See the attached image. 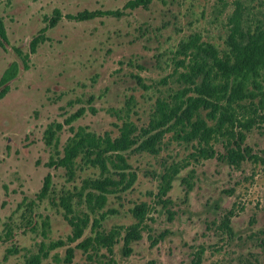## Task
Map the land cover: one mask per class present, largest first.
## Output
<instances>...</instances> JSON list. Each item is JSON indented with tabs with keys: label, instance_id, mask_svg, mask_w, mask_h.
<instances>
[{
	"label": "rangeland",
	"instance_id": "1",
	"mask_svg": "<svg viewBox=\"0 0 264 264\" xmlns=\"http://www.w3.org/2000/svg\"><path fill=\"white\" fill-rule=\"evenodd\" d=\"M126 1L0 0L8 41L6 49L0 47V78L11 62L18 65L0 99V264H66L68 248L74 251L70 264H187L200 247L201 264H264V122L244 131L243 143L261 159L236 167L221 158L226 137L214 141V158L198 159L195 143L181 141L174 130L162 134L158 154L132 146L123 153L127 165L108 164L106 171L95 155L76 157L71 176L63 167L48 165L54 155L44 136L49 125L64 123L57 133L60 150L73 134L70 128L115 138L119 126L129 122L135 136H142L157 101L183 104L193 96L185 94L188 86L181 77L191 63V53L181 52L183 42L196 36L199 43L223 51L235 1L264 16V0H152L147 8L132 10L123 9ZM56 9L60 17L50 27ZM82 11L119 14L67 18ZM36 36L41 42L30 52ZM80 109L82 115L65 124ZM173 162L186 166L159 199V175ZM122 173L121 183L103 194V204L98 191H93L95 199L86 200L84 180L108 176L118 181ZM47 174L50 191L41 198ZM140 203L148 211L141 238L128 255H122L119 239L110 255L101 247L74 248L95 231L134 223L130 210ZM230 209L234 215L227 233L220 223ZM87 217L82 237L69 242V219ZM57 241L63 245L48 251Z\"/></svg>",
	"mask_w": 264,
	"mask_h": 264
},
{
	"label": "trees",
	"instance_id": "2",
	"mask_svg": "<svg viewBox=\"0 0 264 264\" xmlns=\"http://www.w3.org/2000/svg\"><path fill=\"white\" fill-rule=\"evenodd\" d=\"M152 0H127L123 9L147 8ZM251 13V14H250ZM118 11H82L75 15L68 14L71 20H88L99 15H118ZM60 17V11L54 10L50 19L51 27L54 26ZM227 32L224 38L225 49L219 51L215 46L208 43H199V38L191 36L187 42H183L181 52L191 53V63L187 71L181 74L183 81L188 86L185 94V102L173 104L169 101L160 100L156 103L155 111L149 122V129H144L142 136H135L134 128L129 122H123L119 126V135L112 138L110 134L104 133L101 136L86 131L83 127L76 130L70 128L72 136L67 140L61 150L58 148L57 133L63 128L64 123H54L47 127L44 132L45 141L53 146L54 155L51 156L48 165L51 167H63L70 176L74 160L80 154L87 159L95 155V161L106 171L107 165L118 166L117 163L127 165L123 153L135 146L140 152L158 154V143L161 141L164 132L175 131L177 137L185 143H195V156L198 159H211L217 155L213 148L214 141L219 137H226L223 143L224 154L221 158L228 165L239 166L246 160H260L251 149L245 146L244 131H250L254 126L264 122V16L257 17L246 8L240 1L234 2L232 14L227 19ZM46 28L42 31L44 32ZM5 28L0 18V39H5ZM42 37H34L29 44L33 52L35 46L41 42ZM1 42V40H0ZM25 64V62H24ZM18 65L14 62L8 67L1 79L0 84L7 82L17 73ZM7 88L0 91V97L4 95ZM84 112L78 110L70 115L65 124H71ZM204 113L205 115H202ZM243 113L244 118L240 120L239 114ZM211 121L212 124H209ZM239 130H235L238 128ZM161 128V129H159ZM152 131H156L151 133ZM264 153V150H263ZM186 166L179 163H171L164 168L159 175L160 185L157 197L162 199L171 188L172 182L178 173ZM123 170V167H120ZM113 180L105 176L102 179H86L83 181L82 189L86 190V200L91 202L95 199V192L98 191V199L103 204L104 195L109 192L108 187L118 185L123 180ZM43 187L39 197L43 198L50 191L51 174H47L43 180ZM187 189L191 184L187 178L183 179ZM129 183H127V187ZM125 188V187H124ZM62 205L66 206V200L61 199ZM169 201L162 200L163 204ZM148 211L146 203L135 205L130 213L135 222L127 227L116 226L108 233L95 231L94 236L87 237L74 248H82L87 251L89 246L104 248L110 255L113 246L121 240L122 255H128L131 244L141 238L144 228V220ZM106 215H100L101 219ZM170 215V214H169ZM234 215L233 209L228 210L220 223L222 230L231 232L230 221ZM171 218V215H170ZM169 218V219H170ZM72 227L69 242L81 238L89 219L81 218L75 221L69 219ZM98 220L94 219L92 226H97ZM160 237V236H159ZM119 239V240H118ZM158 238L153 239L154 245ZM63 245L61 241L50 243L48 251ZM73 249L68 248L64 263L70 264L73 258ZM203 248L197 249L187 264H201ZM47 255V254H46ZM91 260V256H87ZM109 261L112 262L111 259Z\"/></svg>",
	"mask_w": 264,
	"mask_h": 264
},
{
	"label": "flooded vegetation",
	"instance_id": "3",
	"mask_svg": "<svg viewBox=\"0 0 264 264\" xmlns=\"http://www.w3.org/2000/svg\"><path fill=\"white\" fill-rule=\"evenodd\" d=\"M49 22H50V20H49ZM3 24H4V23H3ZM49 24H50V23H49ZM50 27H51V25H50ZM50 27H47V28H50ZM52 27H53V26H52ZM47 28H46V30H47ZM46 30H45V31H46ZM5 34H6V30H5ZM32 39H33V38H32ZM32 39H31V40H32ZM0 40H1V42H0V47L6 49V48H5V44L8 42V41H7V38L5 37L4 40H3V39H0ZM31 40H30V41H31ZM29 44H30V42H29ZM28 47H29V45H28ZM13 49H14V51L18 54V52H19L18 49H17V48H16V49L13 48ZM29 51H30V48H29ZM30 52H31V51H30ZM25 55H26V54H25ZM26 58H27V56H26ZM14 62H15V61H14ZM14 62H11V63L6 67V69H7L8 67H10V65H11L12 63H14ZM15 63H16V62H15ZM16 64H17V63H16ZM6 69H5V70H6ZM5 70H4V72H5ZM4 72H3L2 75H1L0 82H1V79H2V76H3ZM17 72H18V70H17ZM16 75H17V73H16ZM16 75H15L13 78L9 79L7 82H5V83H3V84H0V86H1L0 91H1L4 87H6L7 90H8V83H9L10 81H12L13 79H15V78H16ZM7 90H6V92H7ZM6 92H5V93H6ZM5 93H4V95H5ZM4 95H3V96H4ZM3 96H2V97H3ZM2 97H0V99H1Z\"/></svg>",
	"mask_w": 264,
	"mask_h": 264
}]
</instances>
